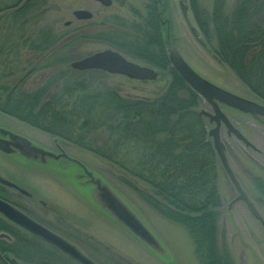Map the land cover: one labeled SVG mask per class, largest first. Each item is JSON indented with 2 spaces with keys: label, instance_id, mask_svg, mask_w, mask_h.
<instances>
[{
  "label": "rangeland",
  "instance_id": "rangeland-1",
  "mask_svg": "<svg viewBox=\"0 0 264 264\" xmlns=\"http://www.w3.org/2000/svg\"><path fill=\"white\" fill-rule=\"evenodd\" d=\"M197 1L201 10L199 14L203 18H210L216 0ZM16 2L19 3L17 6L8 8ZM26 2L0 0V88L17 86L18 83L22 90L33 91L47 79L62 73L64 79L88 82L86 85L90 90L95 86H108L123 96L155 98L169 84L170 75L153 66L159 73L155 80L131 79L100 70L76 71L70 67L71 62L97 51H119L111 44L108 32L114 27L126 33L136 32L133 25L141 21L138 13L147 16L148 5L156 1L111 0V4L105 6L98 0H33L18 13L16 10ZM237 3L238 0H227L225 12L231 13ZM162 6L160 18L166 49L170 39L199 74L241 96L260 101L237 74L210 50L191 0H163ZM78 9H86L94 16L79 19L74 15ZM167 20L168 23H163ZM67 21L72 24H66ZM126 24L133 29L127 28ZM86 26L91 29L81 30ZM47 29L57 36L59 42L54 50L42 57V53L39 55L38 51L32 50V45L37 43L39 33ZM100 31L101 38L94 37ZM210 38V45L216 47V37L212 35ZM64 43L70 45L56 51ZM119 52L133 62L150 66L132 54ZM61 57L65 61H58ZM201 109L210 110L211 106L203 100L199 106ZM222 109L255 146V149L247 147L234 135H229L224 126L221 128L229 162L263 221H259L243 201L230 206L237 191L219 161L218 187L224 203L218 226L219 243L229 251L234 264H264V189L259 186L260 180L264 181V119L260 122L236 109L226 106H222ZM10 117L20 130L36 135L45 145L53 147L55 144L54 135ZM213 125L210 123L209 128ZM101 132L94 131L89 138L94 143H100L103 137ZM58 140L70 156L82 162L94 177L109 186L140 217L159 246L153 247L142 241L107 214L97 204L96 187L81 165L61 158L50 161L44 167L47 174L46 223L58 233L71 238L98 264H202L187 228L165 218L151 206L135 187L123 180L129 178L126 172L87 149L61 138Z\"/></svg>",
  "mask_w": 264,
  "mask_h": 264
},
{
  "label": "trees",
  "instance_id": "trees-1",
  "mask_svg": "<svg viewBox=\"0 0 264 264\" xmlns=\"http://www.w3.org/2000/svg\"><path fill=\"white\" fill-rule=\"evenodd\" d=\"M32 1L16 11L25 10ZM191 2L210 50L264 102V0H238L231 13L225 12L227 0H216L210 18L199 14L197 0ZM147 8V16L138 13L136 32L114 27L108 33L114 47L170 75L159 96H123L108 86L90 90L88 82L57 73L33 91L22 90L18 83L2 86L0 110L117 165L129 176L123 180L162 216L187 228L202 264H234L219 243L224 203L209 123L199 114L203 99L170 65L156 2ZM212 35L216 47L210 45ZM58 42L47 29L39 33L32 50L44 57ZM69 45L61 44L56 51ZM97 130L103 133L100 143L89 138ZM259 186L264 189V181Z\"/></svg>",
  "mask_w": 264,
  "mask_h": 264
},
{
  "label": "water",
  "instance_id": "water-1",
  "mask_svg": "<svg viewBox=\"0 0 264 264\" xmlns=\"http://www.w3.org/2000/svg\"><path fill=\"white\" fill-rule=\"evenodd\" d=\"M98 1L105 6L111 4V0ZM74 15L79 19H88L92 17V13L85 9L75 10ZM167 52L171 66L177 74L192 90L199 94L211 106V110L201 109L199 110V114L205 116L210 123L214 124L209 128L208 134L212 138L214 149L224 171L237 191V195L231 201L230 206L237 201H243L250 212L259 221H263L257 207L242 187L241 182L237 178L229 162L225 151V145L221 138V128L224 126L229 135H234L247 147H253L255 149V146L249 141V139L232 123L228 115L222 109V106L250 114L255 119L261 121L262 117H264V104L232 92L199 74L184 59L176 45L170 42V39L168 40ZM71 66L77 70H101L110 74L124 75L128 78L137 80H155L158 77V71L154 68L133 62L124 57L120 52L113 49L97 51L82 59L73 61ZM23 139L25 140V138ZM28 150L31 153L41 152L43 155L51 156L56 159L67 157L80 164L84 173L89 176V179L96 187L97 193L95 200L97 204L115 221L132 232L136 237L153 247L159 246L158 241L146 228L140 217L120 197H118L109 186L103 184L99 178L94 177L92 172L89 171L78 159L70 157L64 150L57 154L49 150L37 149L35 147L28 148ZM0 210L22 226L57 245L82 264H97L85 256L73 244L44 226L36 223L19 210L2 203H0Z\"/></svg>",
  "mask_w": 264,
  "mask_h": 264
},
{
  "label": "flooded vegetation",
  "instance_id": "flooded-vegetation-1",
  "mask_svg": "<svg viewBox=\"0 0 264 264\" xmlns=\"http://www.w3.org/2000/svg\"><path fill=\"white\" fill-rule=\"evenodd\" d=\"M155 1L159 8L158 15L162 18L163 9H161V6L163 0ZM181 7L185 11L182 4ZM93 16L94 14H92ZM163 23H168V20ZM66 24L70 25L72 23L67 21ZM88 29L91 28L86 26L81 30L86 31ZM54 142L53 147L45 145L36 135L20 130L12 121L10 115L0 110V203L19 210L36 223L73 244L85 256L95 261L93 256L87 254L71 238L58 233L46 223V216L48 215L45 214V211H48L46 201L47 174L44 167L50 161L60 159L43 155L41 152L31 153L28 148L45 149L56 154L64 150L58 138H55ZM61 159L69 163L74 162L67 157ZM0 264L82 263L0 210Z\"/></svg>",
  "mask_w": 264,
  "mask_h": 264
}]
</instances>
